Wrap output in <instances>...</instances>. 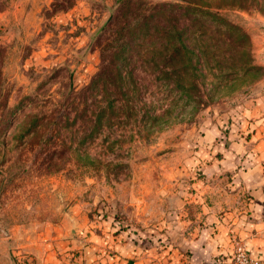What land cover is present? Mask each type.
Instances as JSON below:
<instances>
[{
	"label": "rangeland",
	"instance_id": "1",
	"mask_svg": "<svg viewBox=\"0 0 264 264\" xmlns=\"http://www.w3.org/2000/svg\"><path fill=\"white\" fill-rule=\"evenodd\" d=\"M193 1L214 18L185 0H0V264L47 262L43 238L105 222L178 245L182 217L210 214L198 189L250 161L264 0Z\"/></svg>",
	"mask_w": 264,
	"mask_h": 264
},
{
	"label": "crops",
	"instance_id": "2",
	"mask_svg": "<svg viewBox=\"0 0 264 264\" xmlns=\"http://www.w3.org/2000/svg\"><path fill=\"white\" fill-rule=\"evenodd\" d=\"M254 112L257 117L250 126L259 135L255 136L253 151L248 153L250 161L245 160V165L238 168L230 185L215 184L212 194L205 187L198 189L203 195L201 205L205 203L210 214L197 213L189 230L185 226L188 220L182 217L181 229L177 234L170 233L176 234L174 244L178 245H173V239H168L164 247L120 241L107 231L105 222L101 230L91 224L87 228H71L61 233L58 240L43 238L38 245L43 252L35 251L40 259L45 256L48 261L38 264H218L230 258L234 239L240 240L254 258H264V132L261 134L259 129L264 116L258 117L263 115L264 102L252 107L251 113ZM69 254H76L77 258L69 262Z\"/></svg>",
	"mask_w": 264,
	"mask_h": 264
},
{
	"label": "built area",
	"instance_id": "3",
	"mask_svg": "<svg viewBox=\"0 0 264 264\" xmlns=\"http://www.w3.org/2000/svg\"><path fill=\"white\" fill-rule=\"evenodd\" d=\"M218 264H264V258H254L240 240L234 239V247L230 258L222 260Z\"/></svg>",
	"mask_w": 264,
	"mask_h": 264
},
{
	"label": "trees",
	"instance_id": "4",
	"mask_svg": "<svg viewBox=\"0 0 264 264\" xmlns=\"http://www.w3.org/2000/svg\"><path fill=\"white\" fill-rule=\"evenodd\" d=\"M185 1H186V2H190V3L194 4V6L200 8L199 5H196V4H195V3H197L196 1H193V0H185ZM161 5L171 6V4H168V5H167V4H158V7L161 8ZM200 10L203 12L204 15H207V14L210 15L211 18H214V16H215L214 12H212V11L209 10V9H207L206 7H201ZM215 13H216V12H215ZM163 15H164V14H163Z\"/></svg>",
	"mask_w": 264,
	"mask_h": 264
}]
</instances>
